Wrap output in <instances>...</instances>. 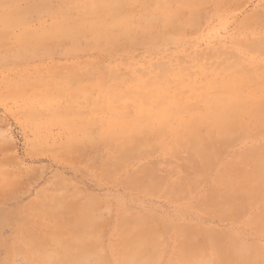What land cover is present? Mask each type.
I'll list each match as a JSON object with an SVG mask.
<instances>
[{"label":"rangeland","instance_id":"374dc122","mask_svg":"<svg viewBox=\"0 0 264 264\" xmlns=\"http://www.w3.org/2000/svg\"><path fill=\"white\" fill-rule=\"evenodd\" d=\"M94 1L0 0V264L81 208L87 264L137 220L154 264H264V0Z\"/></svg>","mask_w":264,"mask_h":264},{"label":"bare ground","instance_id":"6f19581e","mask_svg":"<svg viewBox=\"0 0 264 264\" xmlns=\"http://www.w3.org/2000/svg\"><path fill=\"white\" fill-rule=\"evenodd\" d=\"M93 1L94 0H92V2ZM97 1H94V2H97ZM115 1H117V0H115ZM85 2L89 3L90 1H85ZM101 2H103V1H101ZM111 2H114V0H112ZM119 2H121V0ZM123 2H124V0H123ZM161 2H163V1L161 0ZM106 3L109 4L108 6L112 5V4L110 5L109 1H107ZM92 4L94 5L96 3H92ZM99 4H100V2L99 3L97 2V4L95 5V8L93 6V10L101 9L102 6L104 7L105 3L104 4L102 3L103 5L100 6L101 8L97 7V6H99ZM114 5L115 4H113V6ZM119 5H121V4H119ZM89 6H90V4H89ZM117 6L118 5H116V8H117ZM163 7H164V5H163ZM113 8H115V6ZM85 10H86V13H87L88 9H85ZM109 10L110 9H108V11ZM113 10H115V9H113ZM98 11H96V13ZM100 11L103 12V10H100ZM91 12L92 11H90V13ZM104 12H106V11H104ZM91 14H94V13H91ZM149 94H151V93H149ZM238 97H239V95H238ZM144 102H145V100H144ZM148 102H149V100H148ZM145 103L147 104V102H145ZM235 105H236L235 106L236 108L237 107H241L240 105L238 106L237 103ZM236 108H234V109H236ZM243 108H245V106L241 107V109H243ZM236 110L238 111L240 109L238 108ZM233 113H234V110H233ZM199 148H200V146H199ZM127 152L128 153H126L125 155H129L131 153L130 150L129 151L127 150ZM258 164H259L257 166V170H258V174H259L258 178L263 179L264 178V161H261ZM56 205H58V206H56V207L54 206L53 207L54 208L53 212H56L58 210V208H59V204H56ZM77 212H78V215H77V218L74 221V225L77 226V228L79 229L78 234H70L68 236L69 239H70L71 246L73 247V249L75 248L76 250H72V249L67 248L65 250H61V251L50 253L47 250V247L44 246V244L52 242V243H54L57 246L63 245V240L59 236L55 237V238H45L42 241L43 244H40V246L36 242L33 241V242L30 243L31 257L29 259V264H87L86 259H87L88 256L90 257L92 253L87 251V250H85V248L87 249V246H88L89 243H91V244L94 243V242L92 243L93 236H92L91 233L90 234L88 233V230L92 227V225L95 224V222L90 217V210H89V213H86L81 208V209H77ZM141 222H143V221H138L137 220V223H138L137 225H141L138 229L128 227L122 234L123 252L121 254V259L123 258L124 264H154V260H155L157 254H158L157 246L159 247V245H155V242L158 241V240L155 241V239H156L157 235L160 236V234H158L160 232V230L157 229L159 231L158 232L156 230V228H153V229H150V230L147 227L144 228V227H142L143 223H141ZM72 231H73V229L71 230V232ZM148 238H150V239H148ZM159 240H160V238H159ZM149 242H151V243H149ZM149 248H151L152 251H150ZM198 248H189V246L187 247V244H186L185 245V249H182V251H183L182 255H184V256H183V258H181V262L183 264H204L203 255L205 253H203L204 252L203 249L201 251V248L200 247H198ZM155 252H156V254H155ZM243 262H244L243 264H253V261L251 259H245ZM121 264H123V263L121 262Z\"/></svg>","mask_w":264,"mask_h":264}]
</instances>
